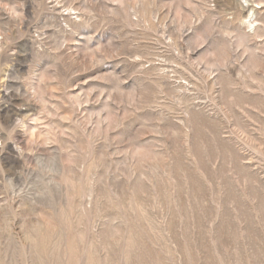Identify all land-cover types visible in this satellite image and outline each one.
<instances>
[{
	"label": "rangeland",
	"instance_id": "obj_1",
	"mask_svg": "<svg viewBox=\"0 0 264 264\" xmlns=\"http://www.w3.org/2000/svg\"><path fill=\"white\" fill-rule=\"evenodd\" d=\"M0 264H264V0H0Z\"/></svg>",
	"mask_w": 264,
	"mask_h": 264
},
{
	"label": "clouds",
	"instance_id": "obj_2",
	"mask_svg": "<svg viewBox=\"0 0 264 264\" xmlns=\"http://www.w3.org/2000/svg\"><path fill=\"white\" fill-rule=\"evenodd\" d=\"M13 187H16L15 185H13Z\"/></svg>",
	"mask_w": 264,
	"mask_h": 264
}]
</instances>
